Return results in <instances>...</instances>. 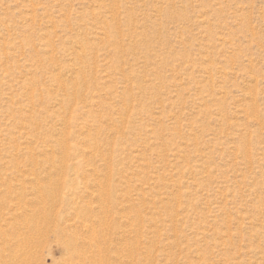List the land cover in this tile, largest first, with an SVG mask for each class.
Here are the masks:
<instances>
[{
    "label": "rangeland",
    "instance_id": "1",
    "mask_svg": "<svg viewBox=\"0 0 264 264\" xmlns=\"http://www.w3.org/2000/svg\"><path fill=\"white\" fill-rule=\"evenodd\" d=\"M0 264H264V0H0Z\"/></svg>",
    "mask_w": 264,
    "mask_h": 264
}]
</instances>
